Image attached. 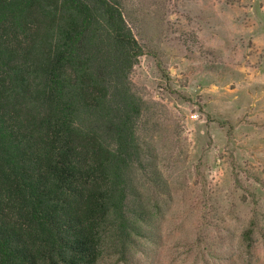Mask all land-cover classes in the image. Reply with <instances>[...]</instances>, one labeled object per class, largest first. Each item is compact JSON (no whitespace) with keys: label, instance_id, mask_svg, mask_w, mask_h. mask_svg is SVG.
Returning a JSON list of instances; mask_svg holds the SVG:
<instances>
[{"label":"trees","instance_id":"trees-1","mask_svg":"<svg viewBox=\"0 0 264 264\" xmlns=\"http://www.w3.org/2000/svg\"><path fill=\"white\" fill-rule=\"evenodd\" d=\"M143 54L121 0H0V264L142 263Z\"/></svg>","mask_w":264,"mask_h":264},{"label":"rangeland","instance_id":"rangeland-1","mask_svg":"<svg viewBox=\"0 0 264 264\" xmlns=\"http://www.w3.org/2000/svg\"><path fill=\"white\" fill-rule=\"evenodd\" d=\"M121 1L144 50L141 264H264V0Z\"/></svg>","mask_w":264,"mask_h":264}]
</instances>
